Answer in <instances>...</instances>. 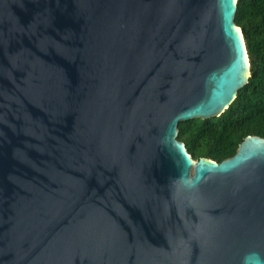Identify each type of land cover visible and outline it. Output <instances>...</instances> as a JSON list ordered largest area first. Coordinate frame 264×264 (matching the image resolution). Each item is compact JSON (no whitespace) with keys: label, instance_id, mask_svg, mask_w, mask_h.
I'll use <instances>...</instances> for the list:
<instances>
[{"label":"water","instance_id":"1","mask_svg":"<svg viewBox=\"0 0 264 264\" xmlns=\"http://www.w3.org/2000/svg\"><path fill=\"white\" fill-rule=\"evenodd\" d=\"M236 9L0 0V264H264V138H177L250 77Z\"/></svg>","mask_w":264,"mask_h":264},{"label":"trees","instance_id":"2","mask_svg":"<svg viewBox=\"0 0 264 264\" xmlns=\"http://www.w3.org/2000/svg\"><path fill=\"white\" fill-rule=\"evenodd\" d=\"M249 59L250 77L224 112L178 124V140L193 159L232 157L246 136L264 138V0H237L234 17Z\"/></svg>","mask_w":264,"mask_h":264}]
</instances>
